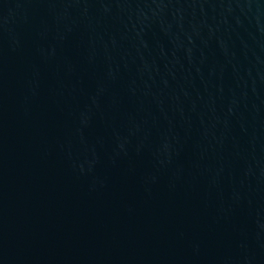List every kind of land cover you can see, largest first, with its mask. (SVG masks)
<instances>
[{
  "label": "water",
  "instance_id": "obj_1",
  "mask_svg": "<svg viewBox=\"0 0 264 264\" xmlns=\"http://www.w3.org/2000/svg\"><path fill=\"white\" fill-rule=\"evenodd\" d=\"M0 264H264V0H0Z\"/></svg>",
  "mask_w": 264,
  "mask_h": 264
}]
</instances>
